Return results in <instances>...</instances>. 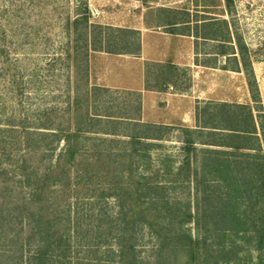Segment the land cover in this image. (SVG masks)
<instances>
[{"label":"rangeland","instance_id":"rangeland-1","mask_svg":"<svg viewBox=\"0 0 264 264\" xmlns=\"http://www.w3.org/2000/svg\"><path fill=\"white\" fill-rule=\"evenodd\" d=\"M87 12L89 25L77 23ZM170 22L178 25L168 28ZM101 46L123 52L94 50ZM205 109L213 116L206 129ZM231 121L255 123L257 135L244 142L250 150L206 145L208 133L214 134L209 141L230 136ZM199 130H205L201 141ZM68 134L78 136L79 154L74 165L58 169ZM137 135L158 140L148 141L145 153L131 142ZM187 139L198 149L191 153L190 181L179 178ZM202 149L224 151L236 161L237 174L264 166V0H0V215L22 209L33 195V179L51 176L41 182L50 188L41 202L49 211L41 218L34 206L23 225L17 216L8 218L0 232L13 236L23 227L31 237L27 251L35 252L43 236L31 227L41 218L46 233L55 219V228L73 237L74 264H121L113 252L120 251L122 218L151 217V198L129 182L168 185L172 216L182 208L181 215L197 216L203 188L223 199L219 184L211 182L207 190L206 182L198 192L193 182L196 169L204 179ZM133 159L137 166L131 168ZM129 191L136 207L122 212L115 194ZM260 196L246 211L237 208L235 231L225 213L212 217L216 229L210 226L208 233L194 223L178 231L183 243L190 236L197 241L198 260L192 262L182 250L161 255L156 233L135 224L137 263L264 264Z\"/></svg>","mask_w":264,"mask_h":264},{"label":"trees","instance_id":"trees-1","mask_svg":"<svg viewBox=\"0 0 264 264\" xmlns=\"http://www.w3.org/2000/svg\"><path fill=\"white\" fill-rule=\"evenodd\" d=\"M147 0H144L146 2ZM80 21H76L77 23H80L81 20L83 23L89 25V19H88V12L85 16L79 17ZM83 18V19H81ZM178 22H170L168 25V28L177 26ZM128 32V31H127ZM98 34L102 35V32H98ZM105 38V37H104ZM102 40V39H101ZM95 51L100 52H106L110 54H122L121 51H116L109 49L105 46L101 47H95ZM127 53V52H126ZM124 54V53H123ZM250 86L252 87V84L250 83ZM217 107V106H216ZM204 116L206 118L208 117L207 123H205L204 129L210 128L211 125V119L213 118L212 113L209 112V109L204 110ZM203 116V115H202ZM237 118H240L239 116ZM235 118V119H237ZM233 119V120H235ZM228 124L232 125V128L226 129L230 131V136H224L223 141H209L211 140L212 136L214 134L208 133L207 137L209 138L208 141H206V145L208 146H215V147H227L232 148L233 150L237 152H242L246 150H250L251 147H248V145L244 142L250 140V137H255L254 135H257L258 128L256 127L255 123L246 124L241 121H232L228 122ZM247 125V127H241V126ZM225 130V129H224ZM198 131V130H197ZM185 133H190L188 130L184 131ZM205 130H199L197 140H200V136H202ZM211 132V131H207ZM29 134V133H27ZM78 134V133H75ZM225 134V133H224ZM79 136V134H78ZM78 136L68 134L65 141L69 142L68 149L65 152V155L61 156L59 158L58 166H56L58 169L66 165H74L77 155L79 154V149L76 147L75 138ZM257 137V136H256ZM158 138V137H157ZM29 140V139H28ZM154 141L158 140L155 137H148L147 135H137L133 138V141L136 144H139L142 147H148L149 143L148 141ZM232 141V143H226V141ZM238 142V143H236ZM242 142V145L239 143ZM195 142L192 140L187 139L186 145H185V154H186V161L184 162L185 165L181 169V174H179L180 177H186L189 181L190 178H192L191 172V153L197 152V147L195 146ZM151 146V145H150ZM144 147V152L146 153V148ZM247 148V149H246ZM204 154V164H202L203 167V176L204 179L199 180V174L197 172V169L195 170L196 176L193 177V182H195V186L199 192L200 185L207 182V190L208 188H211L212 183H217L220 185L222 189L221 193L223 195V199L216 200V197H212L210 193L206 192V189H202L201 193V200L198 201V206L203 207L202 210L199 212L197 216H193L190 211L186 212L184 211L183 215H181V212L184 208L179 210V215L172 216L173 214V204L170 202V200L167 198V192L168 185L165 183H158L156 185L150 186V184L147 183H141L140 180H134L133 182L129 183H135V187L138 189L141 188L143 191L144 198H151L149 200V208L146 209L148 213L151 214V217L147 219L145 222H137L132 217H129L130 213L126 214V218H122L121 222V228L122 233L119 235V245H120V251L118 253L113 252V255H116L119 257L121 264H138L137 263V257L138 252H136V238L134 234L135 226H141L142 228H148L159 237V242L161 244L160 248V254L161 255H167L169 253V256H175L174 252L177 250H182L184 253H186L187 258L189 259V262L198 260V256L196 255V249L194 247V241L192 236H190L188 239H186L185 243L181 239L180 234H178L180 230H183L184 226L194 223L196 226L198 232L204 231L205 233L210 232L208 227L213 226L215 229V225H213V218L216 220L219 218L220 215H224V213L227 215L228 219V227L232 230H236V211L238 209L247 210L249 207H253L254 205H257L259 201L261 200V195L264 196V166L263 164H256L257 167L253 170L249 171L248 169H244V171L241 174H237L236 169L238 166H235L236 161L231 159L228 155L226 156V153L222 150L214 149V150H200ZM136 154H138V151L135 150ZM220 155V156H219ZM114 157V156H113ZM110 156V158H113ZM118 157V156H117ZM198 157V156H197ZM226 157V159H224ZM109 160V159H108ZM232 160V161H231ZM239 163V162H238ZM133 166H137V164L133 162L131 164V168ZM171 172V167L168 168V172ZM57 169H54L52 171V174H57ZM134 170L131 169L130 176L134 179V173H132ZM249 171V172H248ZM30 177L31 175H26ZM207 178V180L205 179ZM51 179V176H48L47 178H38L36 177L35 183L36 186L33 187V195L29 197L28 199H25L24 203L25 206L21 209V206H16V209L13 210V214L9 215H0V223L5 224L8 222V218H12L17 216V218L20 220L21 225H23V221L25 219L26 214L34 207L40 208L41 213L40 216L42 218L43 213L46 211H49L47 206H43L41 203L43 198L48 196V193L50 188L48 187H42L41 182L44 183L49 181ZM55 183L57 182L56 179ZM28 182H30V179L28 178ZM188 182V181H187ZM212 182V183H211ZM254 183H260V187H254ZM54 183L50 185V187H54ZM72 185V181L68 180V184L66 185L67 188H70ZM123 189L122 191H124ZM137 189H135L136 191ZM131 192V191H129ZM163 193L164 195L159 196L158 194ZM122 193L115 194L119 200L122 202L121 207L123 209L121 210L124 212L127 210L126 208H131L133 210L136 207V203L134 200V191L131 193ZM138 201V199L136 198ZM264 199H262L263 201ZM264 203V202H263ZM207 208L209 209H206ZM139 209V204H138ZM204 210H208L210 212V215L204 214ZM217 212L216 215L212 213ZM40 211V210H39ZM3 212V211H2ZM202 212V213H201ZM144 210H140L139 214H143ZM201 213V214H200ZM212 213V214H211ZM260 213V211H257V215ZM264 214V213H263ZM259 216V215H258ZM129 217V218H127ZM213 217V218H212ZM39 218L36 221V225L31 227L32 233L35 235V232L41 233L43 236V243L35 249V252H32L31 250L27 251L29 249V245L26 240L31 241V237H25L22 229L19 230L17 235H10L6 234V232H0V264H74L73 263V237L72 235H68L67 233L62 234V230L60 229V226L55 228L57 224L52 222V227L49 228L48 232L43 233L41 229V223L42 219ZM263 223H264V217H262ZM12 220V219H11ZM82 222L84 221V217L81 218ZM70 222V221H69ZM81 222V223H82ZM218 223V221H217ZM136 224V225H135ZM78 228L80 226V223H77L76 225ZM1 229L4 228L0 227ZM73 227H70L69 231H71ZM256 228V227H254ZM0 229V230H1ZM54 230L57 231V234L54 233ZM53 231V232H52ZM263 236H261L259 240V249L264 248V227H263ZM9 238H8V237ZM80 237V235H78ZM83 238V237H80ZM206 241V240H204ZM183 243V245H182ZM197 245V244H196ZM29 256H28V254ZM207 256L208 253L206 252ZM26 257V258H25ZM82 261H78V264H81ZM119 262V263H120ZM86 264H92L90 261L85 262ZM109 262H103L102 264H107ZM95 264V263H94ZM206 264H212L211 262H207ZM215 264H218L216 262Z\"/></svg>","mask_w":264,"mask_h":264},{"label":"crops","instance_id":"crops-1","mask_svg":"<svg viewBox=\"0 0 264 264\" xmlns=\"http://www.w3.org/2000/svg\"><path fill=\"white\" fill-rule=\"evenodd\" d=\"M143 38H144V44H145V40H146L145 35H144ZM144 48H145V45H144ZM107 88L115 89V88L111 87L110 85H108ZM139 92H146V91L145 90H140Z\"/></svg>","mask_w":264,"mask_h":264}]
</instances>
